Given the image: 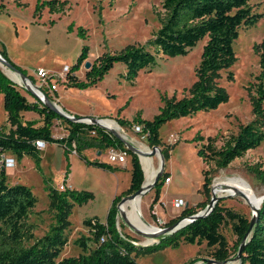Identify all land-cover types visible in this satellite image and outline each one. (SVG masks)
<instances>
[{
    "label": "rangeland",
    "instance_id": "1",
    "mask_svg": "<svg viewBox=\"0 0 264 264\" xmlns=\"http://www.w3.org/2000/svg\"><path fill=\"white\" fill-rule=\"evenodd\" d=\"M37 1L48 0L0 1V5L4 6L0 10V45L19 62L26 75L31 76L33 84L46 92L51 101L64 112L77 118L114 121L128 143L140 150L144 148L147 152L151 151L135 126L121 127L117 122L130 123L137 114L144 120H152L163 106L162 98H183L197 80L195 70L201 60L205 41L199 42L184 56L158 57L155 65L139 72L132 84L122 77L124 67L115 64L94 87H67L61 79L62 67H71L76 62L83 45L88 46L89 51L86 61L76 73L80 80H84L85 63L92 64L105 52L121 53L131 46H142L149 41L159 29L154 13L161 11V0H57L59 3L67 2L62 13L51 14L45 5L36 15L34 9ZM249 4L255 14L264 16V0H251ZM59 7L60 5L56 4V8ZM80 29L85 30L84 38L78 35ZM263 41V20L252 28H242L239 38L233 44L237 58L235 65L230 69L233 80L227 81L225 74H222L219 80V86L227 94V101L215 110L169 121L159 130L160 146L157 148L161 152L168 151L163 172L167 174L170 183L163 182L160 198L154 206H151L153 189L140 198L141 216L146 224L162 229L169 220L176 219L184 208L173 207V201L176 199L184 206L188 204L193 207L210 198L211 191L208 197L202 189V172L210 169V166L203 164L198 158L197 140L199 137L213 138L217 134L222 137L236 134L239 125L252 120L249 92L255 82V76L259 73V56L254 46ZM39 71L45 73V80L53 78L51 83L47 84L55 87L51 94L37 77ZM17 86L23 96L33 99L26 90ZM23 113L26 114L22 117L24 124L31 122L34 115L36 116L32 112ZM33 124L37 126L36 121ZM10 128L6 124L3 102H0V131L8 133ZM50 131L54 138L66 137L67 125L56 121ZM46 144L48 143L40 142L38 145L41 159L37 167L29 157L25 156L17 162L10 153H5L2 160L7 182L28 187L35 197L36 204L29 222L36 227V238H41L53 223L50 192H60L61 187L66 186L71 190L91 193L92 198L87 203L72 207L68 217L71 225L68 243L59 256V259L76 258L83 253L74 242L89 236V230L83 226L84 220L96 217L101 223H105L113 199L129 187L130 172L121 169L122 165L108 156L107 151H103L99 156L96 149L85 150L82 154L90 161L96 160L113 168L117 167L119 171L112 173L88 167L73 153L67 154L66 157L61 146ZM217 145L219 146L220 142ZM147 158L158 171L161 164L158 152ZM256 164H260L264 170V143L259 148L248 151L243 158L233 161L226 169L217 171L213 175L212 186L217 180H244L253 194L260 198L262 187L248 170V167ZM130 166L128 156L124 167L129 170ZM66 172L68 180L65 184ZM217 196L223 197L222 206L250 218L251 209L243 198H225V194ZM162 202L168 205L167 208ZM155 206L158 209L157 215L152 214ZM117 223L118 230L136 240L137 245L145 243L146 239L130 230L120 216ZM223 233L232 243L229 228L223 229ZM207 252L204 244H181L176 249L166 248L152 254L136 256L135 260L138 264H188L197 258L209 259Z\"/></svg>",
    "mask_w": 264,
    "mask_h": 264
},
{
    "label": "trees",
    "instance_id": "2",
    "mask_svg": "<svg viewBox=\"0 0 264 264\" xmlns=\"http://www.w3.org/2000/svg\"><path fill=\"white\" fill-rule=\"evenodd\" d=\"M2 1V0H0ZM15 2L17 0H14ZM251 0H161V11L154 15L159 23V29L152 38L142 46H131L121 53L105 52L97 58L89 70H85L84 80L76 73L87 59L89 47L83 45L76 62L67 67L63 84L67 87L87 89L96 86L109 73L115 64L124 67L122 77L132 84L139 72L155 65L156 59L184 56L199 42L205 41L201 60L196 67L197 80L181 99L162 98L163 106L152 120L142 119L137 114L132 122H117L121 127L137 126L145 143L152 149L160 146L158 138L161 127L172 120L188 118L199 112L217 109L227 101L226 92L219 86L222 74L227 81L233 80L230 69L237 58L233 49L234 42L239 38L242 28H252L264 16L255 14L250 6ZM55 4V5H54ZM56 4L60 7L57 9ZM51 14L63 12L67 2L57 0L37 1L35 14L44 7ZM4 6L0 5V10ZM84 29L78 35L84 36ZM259 56V73L255 76L249 97L252 103V120L238 126L236 134L222 137H199L196 144L197 156L210 169L202 172V189L209 197L213 175L226 169L233 161L241 159L248 151L255 150L264 143V41L254 46ZM0 55L16 70L26 76V71L10 62L5 48L0 45ZM30 81L32 79L28 77ZM53 78L47 79V84ZM33 82V81H32ZM34 83V82H33ZM49 86H46L48 90ZM41 92L51 101L46 92ZM0 95L3 98V110L6 124L10 131H0V161L5 153H10L19 162L23 157L31 158L37 167L40 162V151L35 143L57 144L64 154H71L72 144H75L76 156L86 166L108 170L114 173L120 169L98 161H90L82 152L96 149L102 153L108 148L123 150L130 157V184L120 196H116L107 213L105 223L98 218L84 220L83 226L89 230L88 237L77 239V245L83 254L76 258L59 259L67 246L70 222L68 217L74 205L82 206L92 195L86 191H76L63 186L60 192L49 194L53 223L48 231L36 238L35 225L29 218L35 208L36 199L31 190L20 184L11 185L7 182L5 167L0 164V264H138L136 256H144L166 248H178L181 244L205 245L207 258L215 261H225L236 256L238 247L246 234L250 218L230 208L221 205L219 200L212 211L180 228L176 232L163 236L158 242L149 246H138L136 240L121 233L116 224L117 204L140 189L144 182V174L138 158L107 131L84 123H72L56 115L33 96L29 102L20 92L19 87L9 80L0 69ZM52 102V101H51ZM35 113L42 122L35 126L32 122L23 123L20 113ZM55 121L67 125V136L60 139L52 137L51 127ZM94 133V135H91ZM220 142L218 146L217 143ZM167 150L161 152L163 159ZM262 187L264 196V170L260 164L248 167ZM167 178L165 172L156 183L153 192L154 206L160 198L161 188ZM68 180L65 173L64 183ZM199 203L195 207L183 209L180 215L170 220L164 227L172 226L178 221L188 218L204 210L209 202ZM121 228V226H120ZM229 228L233 242L223 233ZM102 240V242H101ZM203 259H195L188 264H196ZM240 264H264V200L261 203L257 223L250 238L244 246Z\"/></svg>",
    "mask_w": 264,
    "mask_h": 264
},
{
    "label": "water",
    "instance_id": "3",
    "mask_svg": "<svg viewBox=\"0 0 264 264\" xmlns=\"http://www.w3.org/2000/svg\"><path fill=\"white\" fill-rule=\"evenodd\" d=\"M91 65H92L91 63H85L84 64V70H89ZM2 67L7 69L8 71L12 72L13 74H15L18 77V79H19V83L13 81L12 79H10L8 77L9 80H11L13 83H15L16 85H19L21 88L26 90L30 95H32L42 105H44L46 108H48L50 111H52L56 115L60 116L61 118L66 119V120H68V121H70L72 123H84V124H87V125H95V126L101 128V129L107 131L115 139L119 140L126 147V149H128L130 151L131 154L135 155L138 158L139 163H140L141 168H142V171H143V174H144V170H143V167H142L141 158L142 157L143 158H147L149 156L154 155L156 152H158L160 160H161V164H160V167H159V169H158V171H157V173H156V175L154 177L153 182L150 185L146 186L145 185L146 179H145V174H144V182H143L142 186L140 187V189L138 191H136L135 193L127 196V197H123L120 200V202L117 204L118 216L121 217L122 221L130 228V230L134 231L137 235H139V236H141V237H143L145 239L150 238V239L153 240V243H151V244H145V245L140 244L138 246H142L143 247V246L153 245V244L158 242L159 238H162L163 236L170 235V234L176 232L180 228L184 227L185 225L191 223L192 221H194V220H196L198 218L207 216L212 211V209L214 208L216 203L223 198V197H220V196H216L214 194L213 186L211 185V196H210L209 202H208V204H207V206H206V208L204 210L198 212L197 214H195L193 216H190L188 218H184V219L178 221L177 223H175L172 226L164 227L162 229L154 228L156 231L153 232V233H150V234L143 233V232L137 230L127 220V217H126L125 213L122 211L121 206L123 204H125L126 202H128V201H132V200H134L136 198H141L146 192L150 191L151 189H154L156 183L161 178L162 173H163V169H164V159L162 157V154H161V151L159 150V148L154 147V148H152L151 151L144 152V151L134 147L130 143H128L124 138H122L116 132L107 130L103 125L100 124V122L104 121V120L77 118V117H75L73 115H69V114L65 113L60 107H58L56 104L51 102L41 92V90L29 80V78L27 76L22 74L19 70H16L9 62H7L0 55V69H2ZM32 88H34L37 91V93H35V91ZM97 155L99 156L100 152H98ZM235 196L244 198V195L241 192H239V191H235L231 195H226L225 198H231V197H235ZM263 200H264V196H261L259 198L258 206L251 208V216H250L248 230H247L246 234L244 235V237H243V239H242V241H241V243H240V245L238 247V250H237V253H236L235 257L230 258V259L225 260V261H222V262L215 261V260H212V259H203L202 261H199L196 264H240L241 263V255H242V252L244 250V246L247 243V241L249 240L251 232H252L255 224L257 223L259 209H260V206H261V203L263 202ZM187 207L188 206L186 205L184 207V209H186ZM118 216H117V219H118ZM116 224L118 225L117 222H116Z\"/></svg>",
    "mask_w": 264,
    "mask_h": 264
},
{
    "label": "bare ground",
    "instance_id": "4",
    "mask_svg": "<svg viewBox=\"0 0 264 264\" xmlns=\"http://www.w3.org/2000/svg\"><path fill=\"white\" fill-rule=\"evenodd\" d=\"M3 71H5L6 74H8V76H10L14 81L19 82L18 77L13 74L12 72L8 71L7 69L3 68ZM35 93H37V91L32 88ZM101 125H103L107 130L109 131H114L117 134H119L122 138H124L126 140L125 135L121 132L120 128L118 127V125L111 120H104L100 122ZM123 131V130H122ZM142 151L147 152L144 148L142 149ZM141 163H142V167L144 170V174H145V185H150L157 173L156 169L153 166V163L150 159L148 158H141ZM213 191L214 194L217 195H222L225 194L226 195H231L233 194L235 191H239L244 195V202L245 204L251 209L253 207H257L259 204V198H257L250 186L248 185V183L244 180H233V179H227L225 181H220L217 180L215 181V183L213 184ZM141 208V199L140 198H136L132 201H128L125 204H123L121 206L122 211L125 213L127 220L139 231L143 232V233H153L156 230L154 229V226L148 225L145 222H143L142 220V216H141V212L140 211ZM145 243H143V245L145 244H151L153 243V240L148 238L144 241Z\"/></svg>",
    "mask_w": 264,
    "mask_h": 264
},
{
    "label": "built area",
    "instance_id": "5",
    "mask_svg": "<svg viewBox=\"0 0 264 264\" xmlns=\"http://www.w3.org/2000/svg\"><path fill=\"white\" fill-rule=\"evenodd\" d=\"M66 71H67V67H64L63 68V75H62V78H61L62 81H64V79H65L64 74L66 73ZM37 77L42 80V85L48 86L47 85V82H46L47 79L45 80L46 75H45V73L43 71H39L37 73ZM48 89H49V91H54L55 90V87L51 85V86L48 87ZM135 128H136V131L140 133L139 127L135 126ZM91 135H94V133H92ZM142 137H144V136H142ZM38 145H39V143H35V146L38 147ZM72 149H73V151L71 152V154L73 153L74 155H76V152H75V144L74 143L72 144ZM105 151H107L108 156H110L111 158L115 159L118 164H120V165L126 164L128 155H127V153L125 151L118 150V149H115V148H108ZM0 164L1 165L3 164V166H4V160H2V158H1ZM168 182H169V179L166 178L164 180V183L167 184ZM63 189L64 188L61 187V191ZM173 207L174 208H181V207H185V206L183 205V203H181L179 200L176 199V200L173 201ZM157 213H158V209L155 206L154 209L152 210V214L153 215H157ZM101 242H102V240H101Z\"/></svg>",
    "mask_w": 264,
    "mask_h": 264
},
{
    "label": "crops",
    "instance_id": "6",
    "mask_svg": "<svg viewBox=\"0 0 264 264\" xmlns=\"http://www.w3.org/2000/svg\"><path fill=\"white\" fill-rule=\"evenodd\" d=\"M7 52V51H6ZM7 56H8V59L10 60V62L12 63V64H14L15 66H17V67H19V68H21V69H23L21 66H20V64H19V62L17 61V60H15L14 58H12L8 53H7ZM65 66H63L62 67V70H63V68H64ZM24 70V69H23ZM1 71L3 72V74L4 75H6L7 77H9L10 79H12L10 76H8V74H6L5 73V71H3V69H1ZM27 76V75H26ZM27 77H30L31 78V76H27ZM32 79V78H31ZM13 80V79H12ZM14 81V80H13ZM15 82H17V81H15ZM32 82V81H31ZM33 83V82H32ZM48 92L51 94V91H49V89H48ZM29 102H33L34 101V99H27ZM0 102L2 103L3 102V98H2V95H0ZM63 110V109H62ZM64 111V110H63ZM65 113H67V112H65ZM67 114H69V115H73V114H70V113H67ZM26 116V114H24V113H20V118H21V120H22V117H25ZM23 121V120H22ZM25 121V120H24ZM24 121H23V123H24ZM32 123H34L35 121L37 122V126H40L41 125V119L36 115H34V118H33V120H30ZM56 122V121H55ZM54 124V123H53ZM36 126V127H37ZM51 134H52V137H54V135H53V133L51 132ZM47 146H48V144H46ZM47 146L45 147V148H47ZM98 156V155H97ZM14 157V156H13ZM23 159V158H22ZM18 162V161H17ZM20 162V161H19ZM127 163V162H126ZM121 169H124V170H126V171H129L130 172V169H131V166H130V169L128 170V168H126V167H124V165H122V168ZM168 183H170V181L168 182ZM162 204H165L164 202H162ZM187 206H188V204H186ZM185 205V206H186ZM167 206L168 205H166L165 204V208H167ZM193 207H195V206H193ZM187 208H190L189 206L187 207ZM170 221V220H169ZM168 221V222H169ZM197 259H200V258H197Z\"/></svg>",
    "mask_w": 264,
    "mask_h": 264
}]
</instances>
